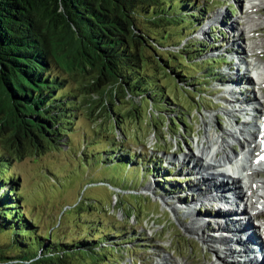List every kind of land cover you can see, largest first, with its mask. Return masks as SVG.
I'll return each mask as SVG.
<instances>
[{"label":"trees","instance_id":"trees-1","mask_svg":"<svg viewBox=\"0 0 264 264\" xmlns=\"http://www.w3.org/2000/svg\"><path fill=\"white\" fill-rule=\"evenodd\" d=\"M207 10L208 5L201 8L195 0H0V264H121L122 252L150 247L147 238L134 242L132 231H121L115 224L101 231V238L89 234L69 241L35 230L33 218L21 208L14 164L24 153L23 142L39 148L67 147L74 124L86 116L79 104L87 95L77 87L64 91L70 80L52 70L51 63L59 62L56 56L67 57L92 80L87 94L105 88L116 95L119 88L154 110L169 111L173 98L159 70L144 72L143 59L154 61L144 50L159 52L169 46L168 40H185L178 50L195 67L179 63L172 70L171 62L159 55L154 62L178 82L190 80L203 70L195 56L206 44L187 36ZM206 61L213 67L214 59ZM99 134L104 135L99 139L105 148L83 158L84 165L100 175L96 181L122 190H139L154 181L157 192H173L165 186L169 168L151 157L125 154L122 143L106 140L108 132Z\"/></svg>","mask_w":264,"mask_h":264},{"label":"rangeland","instance_id":"rangeland-1","mask_svg":"<svg viewBox=\"0 0 264 264\" xmlns=\"http://www.w3.org/2000/svg\"><path fill=\"white\" fill-rule=\"evenodd\" d=\"M195 1L201 8L207 5L210 8V11L207 10L199 17V21L203 22L198 24L196 31L187 36L191 41L206 40H203L206 42L204 52L200 51L199 57L194 55L198 62H202L203 70L185 83H180L174 74L167 73L168 70L154 62L157 60L156 55H159L161 58L165 56L171 62L172 70L180 64H183L184 68L195 67V62L187 61L178 50L185 40L181 43L168 40L169 46L159 49V52L149 48L144 50L145 56L154 59L153 62L143 59L144 72L152 73L159 70L164 89L173 98V103L167 107L169 111L154 110L147 101L125 95L124 91H118L119 88L116 89V95L114 90L106 91L104 87L97 93L87 94L92 80L80 72L76 63L72 64L67 57L56 56L54 53L59 62L51 63L52 70L70 80L64 84L66 86L64 91L77 87L87 95L79 104L81 108L85 107L86 116H82L74 124L75 129L68 134L67 147L48 149L39 148L31 143L21 144L24 153L17 158L14 168L19 174L18 187L23 195L21 208L24 209L27 218H33L35 230H40V233L45 231V235L48 231L52 237L67 241L89 234L94 235V238H101V231L106 233V228L113 224L121 231L125 229L128 233L132 231L133 237L136 234H143L142 237L149 240L150 249L140 253L122 252L121 264H208L213 260V254L208 247L211 245L208 242V245H204L202 242L205 240L199 233L191 234L185 228L190 219L186 218L183 223L185 216L179 206L182 205L181 201L195 203V196L199 192L195 184H199V181L187 176L183 170L180 172V166L174 160H169L168 156L180 159L183 154L196 152V143L200 142L204 133L203 121L209 118L208 116H215L212 125L219 126L217 130L228 126L225 110L232 106L229 100L233 98L224 99L218 96L215 89L219 84L216 80L228 77L231 79V75L226 74L228 71L231 74L240 71L242 77L254 80L241 70L239 64H235L232 55L225 53V49L231 42L235 44L231 28H244L243 36L241 31L239 32L240 37L245 38V34L250 33L259 41L257 51L264 55V0ZM230 5L235 7L233 11ZM230 23L231 27L227 26ZM213 26L217 29L211 32L210 28ZM201 34L204 35L202 40ZM60 35L62 36V33ZM238 42L243 46L241 39H238ZM246 50H243L244 56ZM169 54L176 56L172 58ZM207 56L215 58L211 68L205 65L207 61L204 58ZM76 59L81 60L82 56L76 54ZM196 80H198L196 85H188ZM248 87L249 94L262 97L264 102V92L259 89L264 91V87L257 84L253 90ZM241 91L240 89L239 92ZM241 96L247 98L244 94ZM250 104L253 106L254 100H251ZM184 121L187 125L183 123ZM93 131L97 133L94 134ZM101 132L109 133L106 134L107 141L122 143L125 154L136 156L145 154L146 158L157 156L167 166L174 168L177 176L171 177V184L167 186L172 193L190 188L188 191L191 198L185 195L177 202L175 197L178 198V195H174L171 213H160L153 201L144 202L142 198L135 196L141 194L121 193L119 189H111L108 185L103 188L100 183L93 184L101 177L90 167L91 165H84L83 158L86 154H95L96 150L105 148L104 143L100 144L99 137L104 136L99 134ZM2 143L0 138V146ZM159 145L162 146L160 152L157 151L160 149ZM234 148L240 150L235 145L232 146V149ZM145 156H142L143 159ZM196 162L199 165L202 160L198 159ZM172 182L179 183V186L175 187ZM147 184L149 183L145 185ZM205 186L209 189L207 185ZM147 188L148 186L141 192H151L146 190ZM162 199L166 202L164 198ZM211 202L212 206L209 203L204 204L206 214L198 213L199 215L195 216L202 218L208 215V209L216 206L214 201ZM183 209L188 216L187 207ZM261 217L264 221V214ZM250 220L254 225L252 218ZM108 233L116 234L112 231Z\"/></svg>","mask_w":264,"mask_h":264},{"label":"bare ground","instance_id":"bare-ground-1","mask_svg":"<svg viewBox=\"0 0 264 264\" xmlns=\"http://www.w3.org/2000/svg\"><path fill=\"white\" fill-rule=\"evenodd\" d=\"M231 25L232 23L227 26L231 27ZM231 29L233 30L232 40L235 44L231 42L227 48L235 52L233 58L236 63L238 60L244 61L241 63H247L249 71L243 65L242 67L245 74L252 76L254 80L242 77L240 71L232 74L228 71L226 74L231 75V79L230 77L219 81L217 79L219 85L215 90L218 96L224 99L233 98L229 100L232 106L225 110L228 116V126L217 130L220 127L212 125L215 116L210 115L203 121L204 133H202L200 142L196 143L195 153L183 154L180 159L168 156L169 160H174L181 170L188 173V176L194 178L195 181L200 180L197 185L199 192L196 196L193 194L196 198L195 203L181 202L182 205L179 206L183 215L188 220L190 219L185 228L191 234H201L205 240L202 243L208 242L211 245L208 247L213 254V260L208 264H253L255 252L261 250L262 245L264 247V221L261 220V214L264 213V177L261 175V172L264 173V102L262 97L248 93V86L251 90L256 84L264 87V55L257 51L259 41L255 40L250 33H246L245 38L240 37L239 32L241 31L243 36L244 28ZM201 38H204L203 34ZM238 39L243 41V46L240 45ZM243 50H246V56ZM247 58L250 59L247 60ZM253 70L254 75L251 74ZM240 89L241 92H239ZM259 89L264 92L261 88ZM241 94L246 95L247 98H243ZM251 100H254L253 106L250 104ZM257 108L260 109L257 110ZM237 142L241 145L240 151H234L231 148ZM196 157L202 160L199 165ZM211 163L217 164L211 166ZM204 165H209L203 169L207 174L209 171L218 170L226 180L225 184H217L209 178L203 179L196 167ZM146 186H148L146 190L155 192L151 183L144 185L142 189ZM188 190L190 188L186 193L191 198ZM227 194L232 197L228 204L230 210L222 211L218 207L217 209L209 208L210 215L201 219L196 217L199 213L197 207L206 204L208 197L221 200L220 198H225ZM166 201L170 206L173 204L169 199ZM186 207L188 216L183 209ZM248 215H251L253 220L259 224V233L252 228V221L250 217H247ZM218 233L221 235L219 236Z\"/></svg>","mask_w":264,"mask_h":264},{"label":"water","instance_id":"water-1","mask_svg":"<svg viewBox=\"0 0 264 264\" xmlns=\"http://www.w3.org/2000/svg\"><path fill=\"white\" fill-rule=\"evenodd\" d=\"M137 198H142L143 201L145 202L147 200V202L149 201H153V203H155L157 205V208L161 211L160 213H171L170 212V209L168 208V206L160 199L158 198H155L153 196H150V195H147V196H144V195H135ZM149 200V201H148Z\"/></svg>","mask_w":264,"mask_h":264}]
</instances>
